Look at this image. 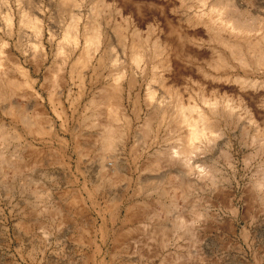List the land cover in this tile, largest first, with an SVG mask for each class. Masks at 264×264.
I'll return each instance as SVG.
<instances>
[{
	"label": "bare ground",
	"instance_id": "6f19581e",
	"mask_svg": "<svg viewBox=\"0 0 264 264\" xmlns=\"http://www.w3.org/2000/svg\"><path fill=\"white\" fill-rule=\"evenodd\" d=\"M84 1H0L7 9V14L0 15V36L6 26L4 33L9 38H0V169L6 173L21 168L17 160L9 157L10 134L14 133V140L64 135L70 120L67 100L73 93L67 84L68 72L77 74L79 79L78 92L71 100L74 118L84 94L82 68L95 63L104 68L108 61L116 66L119 63L114 84L92 102L96 112L91 125L100 130L99 188H106V182L112 188L122 181L118 177L123 168L117 147L125 144L131 127L127 98L139 84L144 85L141 78H146L144 101L150 110L155 108L142 127L145 149L158 148L155 144H159L160 135L159 130L154 135L153 119L160 123L159 129L165 130L164 141L169 146L157 150L153 161L144 167L140 165L144 154L137 153L134 164L138 176L128 177L126 185H136L133 198L138 202L160 190L164 200L157 199L160 209L134 208L131 216L158 222L162 215H172L177 220L173 230L195 240V221L209 215V211L202 213L195 207V192H212L216 186L219 170L212 155L220 150L227 132L234 129L247 135L253 130L252 142L264 150V132L260 128L264 122V13L263 17L254 16L256 10L245 6L243 0H169V10L165 4L150 0L146 5L153 7L143 12L128 9L134 0H120V8L115 0H95L88 29L82 23ZM54 8L60 16L68 13L72 22L58 43L57 72L44 85L36 77L48 62V46L57 40L59 28L53 21ZM17 12L21 14L18 31ZM17 33L31 40L26 44L14 42ZM115 42L119 43L117 48ZM128 52L130 65L124 69ZM74 54L79 55L72 63ZM158 90L163 96L158 97ZM45 93L60 123L58 127L51 123ZM3 116L11 122L2 120ZM17 122H21L25 133ZM20 144L16 151L37 150L31 142L22 148L18 147ZM221 154L232 168L231 151L227 148ZM108 159L113 160L109 163ZM262 170L264 174V167ZM165 179L174 180L172 196L170 187L160 184ZM251 191L252 197L264 202V176ZM178 199L192 202L190 219L168 207L167 201L176 203ZM70 204L77 206V199ZM37 209L39 214H56L55 208L40 204ZM154 224L148 231L140 228L133 233L147 231L144 234L148 241L158 239L164 245L169 240L168 229ZM191 258L176 255L165 264H184Z\"/></svg>",
	"mask_w": 264,
	"mask_h": 264
},
{
	"label": "rangeland",
	"instance_id": "374dc122",
	"mask_svg": "<svg viewBox=\"0 0 264 264\" xmlns=\"http://www.w3.org/2000/svg\"><path fill=\"white\" fill-rule=\"evenodd\" d=\"M147 1L150 0H134L128 9L150 11L149 7L153 6L146 5ZM157 1L167 6L169 0ZM243 2L245 6L256 10L254 16L263 17L264 0ZM94 3L95 0H85L83 3L82 23L87 24L88 29L91 28L89 23ZM114 3L120 8L122 2L115 0ZM5 14L7 9L0 2V15ZM52 14L59 31L55 44L48 46V62L36 77L44 85L57 72L58 43L64 39V33L72 22L68 13L60 16L54 8ZM20 21L21 14L17 12V31ZM3 28L0 38L9 41L4 33L6 26ZM27 34L30 35L29 32ZM29 40L17 33L14 42L26 44ZM115 43L114 47L117 48L119 43ZM84 46L85 41H82ZM78 55L74 54L73 57ZM76 57L71 59L72 63ZM126 59L124 69L130 65L129 52ZM118 67L120 69L119 63L116 66L108 61L104 68H99L96 63L82 68L84 94L79 113L74 118L71 100L78 92L79 79L77 74L68 72L67 84L73 92L69 99L66 98L70 120L60 138L28 137L27 140H14V133L10 134L7 144L10 147L9 157L17 160L21 168L6 173L0 169V264H165L169 257L176 255L193 257L186 259L184 264H264V202L251 196V190L264 176V150L261 145L252 142L255 134L253 130L247 135L240 130H229L221 141L220 150L213 153L219 170L216 186L212 192H195L198 196L195 197V207L202 213L209 211V215L195 221L197 239L193 240L190 235L173 230L177 220L172 215H162L158 222L132 218L134 208L154 206L160 209L162 205L157 203V199L164 200L158 193L161 192L159 189L150 198L140 200L146 201L143 205L144 202L133 198L134 192L138 190L136 185L129 188L126 185L128 177L138 176L134 164L137 153L144 154L140 160V165L144 167L153 161L157 150L169 146L164 141L165 130L159 129L160 123L153 119L154 135L158 130L160 135L159 144H155L158 148L145 149L142 127L155 108L150 110L144 101L146 78L144 81L141 78V84L144 85L140 87L139 84L132 90L130 99L127 98L126 110L131 127L125 144L117 147L123 168L119 170L118 177L122 181L112 188L108 182L106 188H99L100 130L91 125L96 112L92 102L102 97L105 90L114 84ZM157 95L163 96L159 90ZM44 98L47 99L51 123L58 127L60 123L49 104L47 93ZM2 120L11 122L7 116H3ZM17 124L19 130L25 133L21 122ZM260 128L264 132V122L260 123ZM28 142L37 148L35 152L15 150L19 143L18 147L22 148ZM227 148L232 154V168L225 164L221 154V150ZM108 160L111 163L113 159ZM160 184L163 188L168 185L170 196L174 195L171 188L174 180L165 179ZM119 196L123 199L119 200ZM74 198L78 201L77 206L70 204ZM166 203L171 211L186 215V220L192 217L189 213L192 202L178 199L176 203ZM37 204L55 208L56 214H39ZM154 223L168 229L169 240L164 245L158 239L148 241L145 238ZM140 228L147 231L133 233ZM127 236L129 240L125 241Z\"/></svg>",
	"mask_w": 264,
	"mask_h": 264
}]
</instances>
